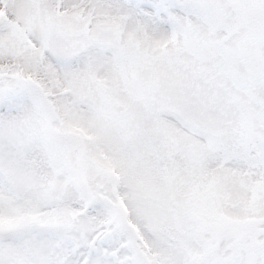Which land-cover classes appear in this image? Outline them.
I'll return each instance as SVG.
<instances>
[{
  "label": "snow or ice",
  "instance_id": "obj_1",
  "mask_svg": "<svg viewBox=\"0 0 264 264\" xmlns=\"http://www.w3.org/2000/svg\"><path fill=\"white\" fill-rule=\"evenodd\" d=\"M0 264H264V0H0Z\"/></svg>",
  "mask_w": 264,
  "mask_h": 264
}]
</instances>
